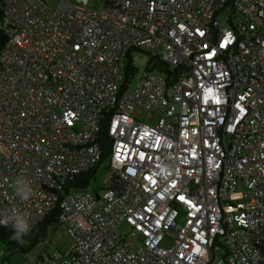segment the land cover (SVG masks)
<instances>
[{
	"label": "built area",
	"instance_id": "2783aa9c",
	"mask_svg": "<svg viewBox=\"0 0 264 264\" xmlns=\"http://www.w3.org/2000/svg\"><path fill=\"white\" fill-rule=\"evenodd\" d=\"M88 1L0 0V213L35 225L59 206L72 245L55 264H264V0ZM133 51L169 71L127 91ZM104 162L101 187L65 192Z\"/></svg>",
	"mask_w": 264,
	"mask_h": 264
},
{
	"label": "rangeland",
	"instance_id": "374dc122",
	"mask_svg": "<svg viewBox=\"0 0 264 264\" xmlns=\"http://www.w3.org/2000/svg\"><path fill=\"white\" fill-rule=\"evenodd\" d=\"M45 7L50 9H55L60 0H41ZM74 3H81V0H72ZM105 3L103 0H89L86 4L88 9L100 11L104 7ZM231 13V8L227 7L222 10L218 15L217 19L221 23V25H226V21L228 20ZM235 21V19H233ZM131 59H125V64H129L130 62L135 67L136 72L130 79L127 91H132L136 88L141 76L143 75L146 65L148 63V55L143 51H133L131 53ZM129 61V62H128ZM123 82V79H122ZM133 114L136 118L142 121H146L149 123H155L157 120V115L149 110L144 109L141 106H135L133 110ZM106 174V163L101 164L95 173L94 178L91 180L90 188L95 190L103 184L104 178ZM118 232L122 237H127V242L133 245L137 240V234H132L134 231L127 225L123 224L118 228ZM171 240L166 239L163 242V245L170 244ZM72 245V238L67 233V229L65 224L57 223L51 225L48 228L47 238L44 242L38 244L34 249V253L39 255L44 259V264H52V261H56L57 257L61 254H65ZM6 249L4 245L0 242V255H4ZM48 257L50 259H48ZM21 257L19 255H14L11 257L10 261L19 263ZM7 264V262L5 263Z\"/></svg>",
	"mask_w": 264,
	"mask_h": 264
},
{
	"label": "trees",
	"instance_id": "16d2710c",
	"mask_svg": "<svg viewBox=\"0 0 264 264\" xmlns=\"http://www.w3.org/2000/svg\"><path fill=\"white\" fill-rule=\"evenodd\" d=\"M7 41V36L5 32L0 28V50ZM148 55L147 67H153L158 71H169L166 65L161 61L157 56H153L149 52H146ZM131 56L128 55L129 60ZM136 69L130 62L127 65L126 80L130 81L132 76L135 74ZM99 137L102 142L104 151H103V161L108 157V147H109V137L106 132V125L102 123L99 128ZM95 176V171L92 169L88 172L80 173L74 175L72 180H69L66 186L64 187L65 192L67 191H77L80 189L87 188L88 181ZM94 178V177H93ZM59 216V206H55L50 213L39 223L35 224L31 233L26 236L23 242H18L12 239L13 230L9 226H0V242L4 245L6 252L0 257V264L8 263L12 256L19 255L20 257L26 253H34L33 249L40 243L44 242L47 238L48 228L51 225L57 224Z\"/></svg>",
	"mask_w": 264,
	"mask_h": 264
},
{
	"label": "clouds",
	"instance_id": "9594fccd",
	"mask_svg": "<svg viewBox=\"0 0 264 264\" xmlns=\"http://www.w3.org/2000/svg\"><path fill=\"white\" fill-rule=\"evenodd\" d=\"M12 188L16 198L20 201H29L34 193L33 184L24 176H17L12 182ZM0 225L11 227L12 239L18 242H23L34 227L29 213L18 208L6 214L0 213Z\"/></svg>",
	"mask_w": 264,
	"mask_h": 264
},
{
	"label": "crops",
	"instance_id": "0c3cea01",
	"mask_svg": "<svg viewBox=\"0 0 264 264\" xmlns=\"http://www.w3.org/2000/svg\"><path fill=\"white\" fill-rule=\"evenodd\" d=\"M39 256V255H38ZM39 258L43 261V263H44V259L42 258V257H40L39 256ZM48 259H50L49 257H48ZM52 264H55V262H54V260L52 261Z\"/></svg>",
	"mask_w": 264,
	"mask_h": 264
}]
</instances>
